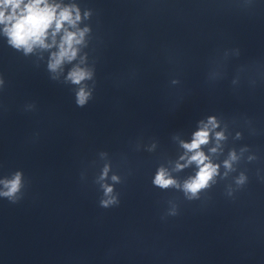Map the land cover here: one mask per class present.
Returning a JSON list of instances; mask_svg holds the SVG:
<instances>
[{"label": "clouds", "instance_id": "9594fccd", "mask_svg": "<svg viewBox=\"0 0 264 264\" xmlns=\"http://www.w3.org/2000/svg\"><path fill=\"white\" fill-rule=\"evenodd\" d=\"M163 0H146L144 11L147 14L161 11ZM261 0H219L218 11H236L247 16H255L261 7ZM99 11L82 0H0V41L14 53L30 61L39 69L41 65L49 81L66 86L73 95L78 108L87 107L95 99L98 87L97 63L94 55L99 38L93 24L98 23ZM166 59L175 63L174 56L167 50ZM242 56L240 47L217 50L209 59V69L205 84L215 87L228 76L229 64ZM135 69L129 79H135ZM264 82V62L253 60L235 66L230 80L233 94L238 95L245 84L250 90ZM182 81L179 76L169 80V87L179 89ZM7 87L3 73H0V93ZM3 106L0 105V108ZM24 113L38 111L36 101H26L21 106ZM250 136L258 135L255 121L245 115L226 118L223 114L207 115L196 122V128L189 138L183 132H174L170 141L175 146V155L159 152L160 141L143 136L130 142L134 152L158 153V163L151 179L153 187L162 192L177 195L166 198L159 214L162 223L181 214L184 203L199 202L201 209L209 206L210 193L218 185H223L226 200L235 203L238 195L250 183L247 165L257 163L261 157L257 150L248 144L236 145L244 140V132ZM39 133L33 136V142ZM128 156L120 154L114 165L112 155L101 150L96 158L80 172L82 183L88 182V169H96L92 184L100 193L98 206L112 209L121 204V192L117 185L126 183L132 175L127 167ZM191 169L188 175L180 174ZM255 177L264 183V167H257ZM31 180L22 169L0 175V199L9 204H20L28 195Z\"/></svg>", "mask_w": 264, "mask_h": 264}, {"label": "water", "instance_id": "95a60500", "mask_svg": "<svg viewBox=\"0 0 264 264\" xmlns=\"http://www.w3.org/2000/svg\"><path fill=\"white\" fill-rule=\"evenodd\" d=\"M218 8L219 0H214L184 136L189 138L196 122L207 115L231 118L246 114L255 121L258 135L245 131L244 140L236 145H250L261 159L247 165L250 183L235 203L225 199L223 185L212 190L206 208L201 209L199 202L184 203L180 216L164 223L153 264H264V183L255 177L256 168L264 167V82L255 90L245 84L238 95L230 86L236 65L264 62V6L251 17ZM235 46L241 48L242 56L230 62L226 79L208 87L205 76L210 57L217 50Z\"/></svg>", "mask_w": 264, "mask_h": 264}]
</instances>
